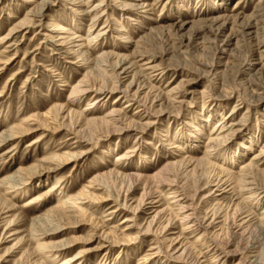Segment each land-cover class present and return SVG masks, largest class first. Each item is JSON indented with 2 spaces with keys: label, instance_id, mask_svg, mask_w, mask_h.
I'll return each mask as SVG.
<instances>
[{
  "label": "rangeland",
  "instance_id": "1",
  "mask_svg": "<svg viewBox=\"0 0 264 264\" xmlns=\"http://www.w3.org/2000/svg\"><path fill=\"white\" fill-rule=\"evenodd\" d=\"M43 1L48 2L44 7ZM80 2L85 4L82 6ZM97 2L105 6V17L98 20L92 28L91 23L103 13V7L84 12ZM35 4L39 8L43 7L40 12L43 16L29 14ZM133 4L143 7L132 9L130 5ZM71 8H83V14L74 12ZM26 13L31 23L22 25L20 23L25 22ZM263 13L264 0H0V66L6 59H11L0 76V134L13 126H23L26 121L34 122V119L58 105L62 107V114L70 109L83 113L86 118L106 117L105 115L115 110L112 116L120 120L118 126L122 128L96 140V137H86L85 133L79 134V139L75 138L66 127H60L55 132L45 131L46 136L35 142V138L44 132L37 129L0 145V264L21 263L25 247L28 244L33 246L32 241H26L25 234L29 230L39 229V226L46 227L50 224L47 220L50 215L44 214L57 200L74 195L90 178L115 171L119 174L149 176L148 187L152 185L154 190L153 200L147 199L134 212L136 221L142 223L134 243L129 246H114L103 257V249L83 252L80 264H136L146 253L150 242L156 240H163L160 243L161 252L150 264H182L174 259L173 252L177 247H182L179 243L167 250V246L177 237L180 243L191 245L189 252L192 257H198L200 264L240 262L239 253L222 259L214 258V250L205 246L207 243L211 246V241L203 243L197 240L198 233H181V224L176 219H172L168 226L171 230L163 238L160 236L162 234L156 239L152 231L141 230L154 212L163 207H170L172 212H176L179 205L185 202V199L175 202L176 198H170V186L158 182L153 177L154 174L159 173L161 176L168 171L164 167L169 163L182 159L204 160L207 157L215 165H202L199 172L221 176L223 179H231L233 176L241 179L247 173L248 178H254V183L246 185L237 195L233 189H228L226 182L222 187L225 188L224 191L211 193L212 196L202 200L204 193L211 188L206 187L194 196L188 184L193 181V177H186L181 167L174 166L166 176L172 178L177 175L178 182L204 213L214 203L221 207L219 214L222 211L231 213L230 208H234L250 194V190L246 189L256 186V197L248 198L245 205H240L244 215L249 212L256 218L253 220L254 224L252 222L255 232L250 236L249 232L235 227L229 232L227 227L231 226L230 218L226 223L222 221L215 229L219 232L218 239L222 246L227 241L229 249L233 250L237 246L240 253L245 251L246 246L255 244L252 242L256 240L257 245L254 246L260 252L257 257L252 256L250 261L264 264V226L258 220L262 217L261 213H264V154H259L260 146L264 145V47L259 44L264 41ZM211 21L216 22L217 27L222 23L226 24L223 35L232 37L225 52L220 51L223 47L221 40L215 39L214 33L203 27ZM245 21L249 22V29H242L241 23ZM179 24L184 26L175 32L173 28ZM59 26L68 33L80 35L81 41L73 43L77 45L87 41L86 36L89 34L101 31V35L87 46L88 50L85 52V55L89 53L91 56H88V62L94 59L89 65L98 71L100 77L94 87L88 88L87 92L78 97L71 95L72 88L89 69L82 59L84 55L78 56L61 46L59 36L53 32ZM13 27L16 28L14 31ZM45 32L51 33V42H41L44 41ZM184 44H189V47ZM104 53L128 57V61L133 58L138 67L135 66L129 76L124 78L120 89L132 80L134 71H137L140 76L131 84L132 89L139 83H146L140 89L138 97H122L118 91L111 92L109 88L105 92L94 90L101 82L110 87L108 82L112 78L115 80L111 73L106 72L105 75L100 72L103 68L109 71L106 63L100 61ZM212 62L216 65L207 73L209 67L206 65ZM148 65L154 69L147 68ZM149 85L153 87L150 93ZM153 93H160L161 98H155ZM165 96L171 99L169 103ZM223 120L226 125L213 140L217 134L215 124L218 125ZM127 121H134L133 128L123 127ZM145 124L147 126L143 127ZM230 124L234 127L228 133ZM225 132L227 135L222 138ZM207 145L212 147L207 148ZM64 150L75 151L78 155L69 158L57 173L30 176L26 185L17 184L18 169H23L25 173L39 168L43 164L39 160L53 152ZM254 154L257 158L252 159ZM249 164H254L255 168L249 167L246 171L243 167L247 168ZM55 177L61 179V182L54 184ZM245 177L243 180L246 182ZM102 182L97 189L103 187L111 190V196L107 200L93 204L78 199L76 205L82 207L98 227L113 226L121 231L126 224H131L122 220L131 215L132 210L128 206L140 195L143 181L136 184L134 190L131 188L127 191V206L118 204L114 214H109L106 206L115 205L112 197L121 183V177L113 185L109 184L110 188L106 182ZM124 182L121 183L118 202H121L125 194ZM53 186L62 188L60 195L57 196V189H52ZM183 196L181 195L182 198ZM152 201L155 203L151 206L149 202ZM65 213L72 215L70 212ZM68 221L71 220L63 222L64 233L55 238L68 240L76 237V242L56 255L42 254L40 259L37 256V261L43 264H62L64 259L70 258L79 250L94 246L95 242L86 241L89 236L86 225L73 226ZM128 226L134 232L133 226ZM21 237V242H18ZM48 240L53 241L52 238ZM242 264L250 263L246 260Z\"/></svg>",
  "mask_w": 264,
  "mask_h": 264
},
{
  "label": "bare ground",
  "instance_id": "2",
  "mask_svg": "<svg viewBox=\"0 0 264 264\" xmlns=\"http://www.w3.org/2000/svg\"><path fill=\"white\" fill-rule=\"evenodd\" d=\"M33 2L35 3V1H33ZM46 4H48V2L43 1L42 6L44 7V6H46ZM84 4L85 3L82 2L80 5L83 6ZM130 6H132V9L133 8L138 9L140 7H143V5H140V4L139 5L133 4ZM43 7L39 8L35 4L34 7L32 8L33 13L31 11H30L31 13H29V11L27 13L34 14V15L39 14L40 16H43V13H40L41 10L43 9ZM99 7L102 8L103 6L100 4V2H97L94 5V7H92L91 9L89 8V10H85L84 14L88 13L94 9H97ZM71 9H72V11H74V12L78 11L77 13H81V14H83V11H84L83 8H79L80 10H75L73 8H71ZM104 9H105V6L103 7V10H102L103 13L98 15L93 20V22L91 23L92 28L95 26V24L97 23L98 20H100L103 16L105 17V10ZM93 12L97 13L96 11H93ZM28 16L29 15L27 14L24 18L25 22L20 23V24L23 25V24L31 23V19H29L30 17L28 18ZM44 16L47 17L48 15H44ZM92 16H94V15H92ZM252 17L255 19L254 16H252ZM27 18H28V20H27ZM217 25L218 24H216V22L211 21L210 24H204L203 27H204V29L209 28L210 32L214 33L215 39L221 40V42L223 43V47L220 48V51L225 52L227 50L226 46L230 45V43H231L232 37H231V35L229 36L228 34L226 36L223 35V30H225L226 24L222 23L218 27H217ZM241 25H242V29H249L250 28L249 22H246V21H245V23L242 22ZM183 26H184V24H179L176 27L174 26V28L173 27H171V28H173L174 31L177 32L179 30V28H181ZM15 27H17V26H15ZM15 27H13L12 31H14L16 29ZM171 28H170V30H171ZM154 29H156V28H154ZM96 31H98V29ZM53 32L56 33L57 36H59L58 40L61 42V46L67 48L72 53H76L78 56L84 55V57L82 59L84 60V63L86 64V68H88L89 71L87 72L86 75H84L83 78H81L78 81V84L72 88V92H71V95L78 97L80 94L87 92L88 88L94 87L96 85L95 84L96 80L100 77L98 75L99 74L98 71H95L92 68V66L89 65V63L92 62L94 59L92 61L88 62L89 57H91V56H89L90 55L89 53H86L87 55H85V52L88 50L87 46L91 45L92 42H95L96 39L101 35V31H98L95 34H93V33L89 34L88 36H86L87 41H85L84 43L79 44V45L73 44L76 41H78V42L81 41L80 35H77L75 32L68 33L65 30V28L63 29V27L55 29ZM242 32H243V30H242ZM9 34H11V33H9ZM43 34H44L43 35L44 41H41V42H51L52 41V35H50L51 33L45 32ZM248 34H249V32L246 33V35H248ZM221 36L223 39H221ZM234 43H236V42H234ZM259 44H260V47H264V41L259 42ZM55 45H56V43H55ZM184 46L189 47V44H186V45L184 44ZM15 53H16V51H15ZM140 56H142V55H140ZM151 56H154V55H151ZM111 59H113V60H111ZM6 60L7 61H5L3 64L1 63L2 65L0 66V76L2 75L1 71L5 67H8L9 64H7V63L11 59H6ZM100 61L103 63H106L105 66H107L109 68V69L107 68L109 71H107L106 68H103L100 70V72L102 74H105L106 72L111 73V76L114 77L115 80H113V78H112V81L108 82V83H110V87L104 85L101 82V85H99V87L94 89V90L105 92V90H107V88H109V91H111V92L112 91L113 92L118 91L119 94H122V97L127 98L129 95H131V97H134V98L138 97V95L141 93L140 89L145 87L146 83H144V84H143V82L139 83L134 90L132 89L131 84H133V82L139 78L138 76H140L139 72H137V71H134L132 80L129 81L125 85V87L120 89L121 88L120 85L122 84V81L124 80V78L129 76L130 72H132L135 69V66L137 65L133 61V58H132V60L128 61V57L117 56V55H113L111 53H104L101 55ZM150 62H151V60H150ZM214 65H216V64L213 62L210 63L209 65H206L209 67V70L207 71V73L211 72ZM136 67H138V66H136ZM147 68L154 69V67L149 66V65ZM105 81H103V82H105ZM134 86H135V84H134ZM261 86H263V85H261ZM149 87L150 88L148 89L149 90L148 92L150 93L153 90V87L150 85H149ZM253 94H255V93H253ZM146 95L148 96V94H146ZM154 95H156L155 98L160 97V93H157V94L155 93ZM74 99H76V98H74ZM165 99L168 101L167 103H169V100H171L169 97H166V96H165ZM258 100H262V99L258 98ZM171 103L172 102H170V104ZM170 107H173V106L170 105ZM61 109H62V107L59 105H58V107L54 106V107L50 108L49 110H47L38 119H36V120L34 119V122L26 121L23 126H19V127L13 126L9 130L2 132L0 134V145L3 146L4 143H6L12 139H15L16 137H19V135H23L25 132L28 133L29 131H33V130H37V129L42 130L44 132L40 133L38 135V137L35 138V142L38 140L41 141L46 136L45 131L55 132V131L59 130L60 127H66L69 133L74 134L75 138L79 139V137H81V136H79V134L85 133L86 137H88V136L96 137V140L100 139L102 136H105V137L109 136V134L113 131H118V130L122 129L121 127L118 126L120 120L118 118L112 116V114H113L112 112H115V110H112L109 114L105 115L106 117L86 118V116L83 113L74 112L70 109H68L65 114H62L63 111ZM172 109H174V108H172ZM209 116H207V118ZM207 118H206V120H207ZM133 122L127 121L123 127L131 129V127L133 128V126L135 125V123H133ZM225 125H226V123L224 120L221 123H218V125L215 124V126H217V134L215 137H213L214 138L213 140H215V138H217V136H219V134L224 129ZM145 126H147V124H145L143 127H145ZM143 127H142V129H143ZM233 127L234 126L232 124H230V126L228 127V133H229V131L231 132L233 130ZM226 135H227V132H225V134L222 135V138H225ZM206 147L211 148L212 146L207 145ZM259 149H260L259 154H264V145L260 146ZM77 155L78 154L72 150L53 152V153L49 154L48 156L44 157L43 159L39 160L40 162L43 163V164H40L39 168L31 169L25 173H23V171H24L23 169H21V168L18 169L17 170L18 176H17L16 182H17V184H25L26 185V182L29 180L30 176L40 175L41 173H46L47 175H50L52 173H57L60 169L63 168V166H61V165H64L69 160V158L75 157ZM124 156H126L125 153H124ZM124 156L122 155V157L121 156L120 157L123 158ZM209 158L210 157H207L204 160L203 159H195L193 161L182 159L180 161L167 164L164 167V169H166L168 171L164 172L161 176L159 175V173H156L157 175L154 174L153 177L157 178L158 182H160V183L162 182V183H165L168 186H170V189H171L170 198H176L175 202L185 199V202H183L184 204L179 205L176 212H172V209L170 207H163L160 210L154 212V214L150 217V219L148 221H145L141 230L152 231V233L156 236V239L159 238L160 234H162L160 236H162V238H163L164 235H167V233L171 230V227H168V226L171 223L172 219H174V220L176 219L181 224V230H182L181 233L185 232V231H186V233L187 232L198 233L199 235L196 237L197 240L202 241L203 243L211 241V243H210L211 246L208 245V243L205 246L206 247L209 246L212 248L211 250H214V253L216 254L214 258L222 259V258L228 257V255L239 253V254H241V257H240L241 261L240 262H234L233 264H242L246 260L249 261L250 264H257L256 261H255L256 263H253V261L252 262L250 261V258L252 256L257 257L258 252H260V251H258L257 246H254L256 244V240L254 242H252L255 244H250L249 246H246L244 248L245 251L240 253V252H238L239 248L237 246H235V248L233 250L229 249V247H228L229 242H227V241L223 242V243H225V245L222 246L221 245L222 242L220 241V239H218L219 232H218V230L215 229L216 226H218L220 223H222V221H224L226 223L227 219L230 218L232 220L231 226L227 227L229 232H232L233 227L238 228V229H242L244 232L245 231L249 232L250 236H251V234H253V232H255L256 228L252 227V222L256 218L253 217L254 215L251 216L252 214L250 215L249 212H248V214L244 215L243 214L244 211L242 212V209H241L242 207L240 208V205H242V204L245 205L244 202L247 201L248 198L254 199L256 197V193H257L256 186H253V188L246 189L248 191L250 190L249 191L250 194H248L246 196V198H244L245 200L240 202L241 204L237 203L234 206V208H230L231 213H229L228 211H226V212L222 211L219 214V210L221 209V207L217 203H214L208 209V211H205L206 213H204L201 210V208H198L194 204V198L188 194V192L185 190V187L178 182V180H177L178 176L177 175H173L172 178L169 176H166V174L168 175L169 170L171 171V169L174 166L175 167H178V166L181 167L182 168L181 171H182V173L186 174L185 175L186 177H193V181L191 180L190 181L191 183L189 182L188 184H190V187L192 188V191H193L192 194H194V196L197 194L198 191L204 190L206 187L211 188L206 193H204L202 200H205L207 197L209 198V196H212L213 194H215L216 192H218L220 190L224 191L225 188L223 189L222 187H223V184H225L226 182H228L227 183L228 189H233V191L237 195L239 192H242L243 189H245L246 185L250 186L251 184L254 183V182H252L253 181L252 179H254V178H248L247 173H246V175H244V177L246 176L245 178L247 179V181H246L247 183H246L245 180H243L244 177L240 179L238 177L233 176V177H231V179L230 178L229 179H226V178L223 179L221 176H217V175L211 176V175H208L207 173H205L203 171L199 172V169L202 168L201 167L202 165H204L205 167H206V165L207 166L208 165H211V166L215 165V162L210 161ZM255 158H257L256 154H254L252 156V159H255ZM253 165L254 164H249L247 166V168L246 167H243V168H245L247 171L249 169V167L255 168V166H253ZM72 167H74V166L72 165ZM221 169H222V167H221ZM176 170L179 171V169H176ZM224 170H226V169L224 168ZM224 170H222L223 173H225ZM197 172H199V174H197L195 176V174ZM120 177H121V183L124 181H125L124 183H126V185H125L126 188L124 190L125 194L122 196L121 202H118V197L121 193V183H120V185L118 186V189L116 191V194H114V196L112 197V200L115 201V205L108 204L106 206V209L109 210V214H114L117 211V205L118 204L121 206L122 205L127 206V203H128L127 202V195H126L127 191H129L131 188H132V190H134L136 188L135 187L136 184H140V182L143 181V186H142V190H141L140 195L136 198L135 201H133V203H132L133 205L131 204L128 206V208H130L132 210L131 215L125 216L122 220V222H125V223H126V221L131 222V224H128V225L133 226L132 229H134V232L130 231L131 229L127 224L124 226V228L121 231H119L118 229L116 230V228L113 226L109 227V228H104V226H103V228H100V227H98V224L94 221V219L86 214V212L83 210L82 207L76 205L77 204L76 200H78V199L79 200H86V201L93 203V204H100L103 201L107 200L108 199L107 197L111 196V190L110 189H104L103 187H101L100 189H97V187L101 185L100 182H102V181L106 182L107 186H109V184L113 185L115 183V181ZM149 178H150L149 176L148 177H146V176L142 177V175L139 176L136 174L135 175L123 174V173L119 174L118 171L106 172V173L100 174L99 176L90 178L87 181L86 185H82L81 188L74 195H67L65 199L57 200L56 204L54 206H52V208H50L46 211V213L44 215H50V217L47 219L48 222H50V224L48 226H46V227L39 226V229L35 228V229H32L31 231L29 230V232H27L25 234L27 236L26 241H28V242L32 241L33 246H30L31 244L30 245L28 244L25 247V250H24L23 254L21 255L22 260H21L20 264H43L42 262L37 261V259H36L37 256H39V259H40L42 254L55 253V255H56L58 252L69 249V246L72 243L76 242V239H77L76 237H71L68 240H66L65 238H63V239L55 238L59 234L64 233L65 228L63 227V222L65 220H71V221H68V224L69 223L73 224V226H75V225L85 226L86 225L87 229H89L88 230L89 236H88V239H86V241L90 240V242H95V244L90 249L79 250L78 252H76L75 255L71 256L70 258L64 259L62 264H67L68 262H72L73 264H80L79 260L82 259V257H83L82 255H84L83 252H88L91 250L97 251L99 249L100 250L103 249V252H102L103 253L102 257H103L105 255V253L114 246H120V247H121V245L122 246H129L130 244L134 243L135 235L139 231L138 228L140 226H142V223L136 221V217L134 216L135 215L134 212L137 209H139L145 203V201L147 199L153 200L152 198H153L154 190L152 189L151 184H150L151 186L148 187ZM54 179H55L54 184L61 182V179H59L58 177H55ZM54 188L57 189V196L60 195L62 188H59L58 186L57 187L53 186L52 189H54ZM109 188H110V186H109ZM186 189H188V187ZM49 190L50 189L48 188V191ZM99 192H101V193H99ZM211 193H213V194L210 195ZM181 195H184L183 198L181 197ZM216 196H217V194H216ZM209 201L210 200H208L207 203H209ZM149 203L152 206V204H154L155 202L152 201ZM66 204H68V206ZM151 206H150V208H151ZM65 212H67V213L70 212L72 215H67ZM245 213H246V211H245ZM240 215H242V217ZM261 215H262V217H260L258 220H259L260 224L262 226H264V220H263L264 219V213H261ZM239 216H240V218H239ZM69 218H71V219H69ZM39 220H41V219H39ZM43 221H44V219H43ZM65 224H67V222ZM253 224H254V222H253ZM256 226H257V224H256ZM251 228H253V229H251ZM213 229H215V230H213ZM220 230L221 229H219V231ZM225 236L227 237V235H225ZM231 236H233V235H231ZM53 237L55 239H53ZM50 238H52L53 241H49L48 239H50ZM23 239H25V236ZM177 239H178V237L176 239H174L167 246V250L173 244L179 243V245L182 246L180 249H178V247L176 249H174V251H173V252H175L174 259L178 262H182V264H200L198 257H196V258L192 257V254L189 252V250L192 248L191 245L182 244V242L180 243L179 241H177ZM21 240H22V237H21V239L18 240V242L19 241L21 242ZM162 241L156 240V241L150 242V244L148 245V249H146V253H144L137 260L136 264H150L152 259L155 258L156 256H158L159 252H161L162 246L160 245V243ZM180 250H181V252H180ZM119 251L123 252V250H119ZM178 252H180V253L177 254Z\"/></svg>",
  "mask_w": 264,
  "mask_h": 264
}]
</instances>
